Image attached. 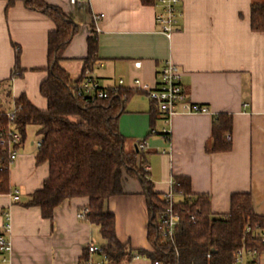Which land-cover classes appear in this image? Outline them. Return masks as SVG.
Masks as SVG:
<instances>
[{
  "label": "crops",
  "instance_id": "obj_1",
  "mask_svg": "<svg viewBox=\"0 0 264 264\" xmlns=\"http://www.w3.org/2000/svg\"><path fill=\"white\" fill-rule=\"evenodd\" d=\"M43 1L78 25L62 63L70 73L66 66H77L78 74L71 73L72 78L82 74L87 40L95 31L99 52L92 71L103 87L114 89L123 80L126 90L138 91L137 79L155 87L161 69L171 61L184 74L188 100L209 108V114L178 113L166 124L162 115L153 113L155 106L146 93L134 92L127 102L120 133L127 139L128 153L138 152V144L147 141L146 173L154 192L163 198L172 180L188 177L193 194L210 197L213 214H228L232 195L249 193L257 214L264 216V33L251 28L252 6L264 0H182L184 15L172 39L160 32L157 7L144 6L141 0H89L75 5L71 0ZM95 16L103 18L95 22ZM55 29L44 11L28 8L25 0L0 1L1 111L23 95L38 109H47L40 85L48 77V39ZM14 48L20 49L23 74L12 81L17 67ZM220 114L233 117V147L229 153H209L214 117ZM33 128L34 138L29 141L26 131L10 168V192L0 194V226L6 214L12 223L7 235L12 252L7 257L10 264H83L90 245L105 244L99 226L78 218L88 198L64 202L51 220L42 217L40 208L26 206L50 171L48 163H36L42 139ZM165 129L170 130L169 141L162 135ZM152 130L158 134L152 135ZM125 190L126 195L106 204L116 217L118 239L133 250L151 251L148 199L142 184L128 178ZM16 191L18 203L12 198ZM2 258L0 254V264ZM124 264L152 262L140 257ZM259 264H264V256Z\"/></svg>",
  "mask_w": 264,
  "mask_h": 264
},
{
  "label": "trees",
  "instance_id": "obj_2",
  "mask_svg": "<svg viewBox=\"0 0 264 264\" xmlns=\"http://www.w3.org/2000/svg\"><path fill=\"white\" fill-rule=\"evenodd\" d=\"M30 9L44 11L54 21L56 29L48 39V77L40 85V94L47 101V109L40 110L25 95L16 100L22 106L16 127L26 137L27 128H37L42 148L36 163L49 164V177L42 189L29 196L27 207L41 209L42 217L51 220L54 211L64 202L76 198H88L85 221L100 227L105 244L101 246L110 264L129 263L135 258H146L152 264H236L241 250H256V263L264 256V216L257 214L249 193L233 194L228 214L215 215L211 199L191 191L188 177H176L175 192L182 193L176 210L182 223L175 240L162 237L158 229V215L164 210L165 195L154 192L144 169V152L128 153L127 139L120 133L119 121L125 113L127 102L134 92L109 89V98L87 103L75 94V87L85 77L87 69L93 70L98 63L99 40L92 31L88 37V55L83 59V70L74 79L62 63L65 52L79 28L63 11L46 4L43 0H25ZM144 6H155L157 0H141ZM251 28L264 33V3L254 4L251 9ZM20 52L19 48H16ZM19 67L11 80L22 76ZM153 112L161 115L156 108ZM3 112V111H2ZM233 117L220 114L214 117L212 138L207 146L209 153L224 154L232 150L231 140L226 138L232 130ZM7 118L0 114V127L7 126ZM7 151L0 145V194L10 192V169ZM128 178L139 180L148 199L150 225L148 240L151 251L133 250L118 239L116 217L106 210L107 202L126 195ZM18 203V202H17ZM195 219L192 220L191 217ZM84 263V262H83Z\"/></svg>",
  "mask_w": 264,
  "mask_h": 264
},
{
  "label": "built area",
  "instance_id": "obj_3",
  "mask_svg": "<svg viewBox=\"0 0 264 264\" xmlns=\"http://www.w3.org/2000/svg\"><path fill=\"white\" fill-rule=\"evenodd\" d=\"M13 2L16 0H0ZM89 0H71L73 5L80 4L82 2H88ZM155 6L158 9L157 24L160 32L168 39L179 31L180 23L183 18L182 0H157ZM103 16H95V22L100 21ZM98 30V28H97ZM102 66V65H101ZM136 67L140 68L141 63H136ZM183 72L173 62H166L159 74V81L155 87H151L144 84L139 79L134 81V87L136 90L147 94L150 101L154 104L158 112L163 116L166 124H170L172 118L178 114H209L210 110L207 106L192 103L188 100L183 84ZM125 84L123 80L119 81V86L114 88L115 92L124 88ZM76 96L86 101L87 103H94L97 100H105L109 98L108 88L103 87L93 71L87 69L85 77L79 85L75 87ZM22 111V106L15 103L13 108H9L6 111H1L7 118V126L0 127V145L7 151L9 169L16 162L19 156V148L22 143V135L17 129L15 123L18 113ZM216 117V116H215ZM152 135H157L156 130H152ZM163 137L166 140H170V130L163 131ZM226 138L231 140V134H227ZM138 151L145 152L147 149V141H141L138 144ZM42 148V142L38 143V149ZM145 171H149V167L145 165ZM175 181L170 182V190L165 195L166 206L164 210L158 215V229L162 234V237L174 241L177 229L182 223L181 214L176 210V205L182 193L175 192ZM14 202L20 201V192L16 191L12 195ZM87 210L79 213L78 218L85 220ZM195 219L194 216L191 217ZM12 231V223L10 214L5 215V223L0 226V254H2V263L10 264V260L7 257L12 252V244L7 239V235H10ZM264 242V233L262 234ZM88 259L83 264H110L108 257L103 253L101 246L92 244L87 249ZM98 259H94L93 257ZM257 257L256 250H241L237 253L236 264H259V260L256 263H250ZM159 264V263H156Z\"/></svg>",
  "mask_w": 264,
  "mask_h": 264
},
{
  "label": "rangeland",
  "instance_id": "obj_4",
  "mask_svg": "<svg viewBox=\"0 0 264 264\" xmlns=\"http://www.w3.org/2000/svg\"><path fill=\"white\" fill-rule=\"evenodd\" d=\"M11 46H12V43L11 42H9V47L11 48ZM13 48V47H12ZM14 58H16V62H17V57H19V61H20V59H21V57H20V52H18V50L17 49H15L14 48ZM21 52H22V50H21ZM67 68H69V71H71V73L75 76V75H77L78 74V68H77V66H75V65H67L66 66ZM12 75H13V73H12ZM12 75H11V78H12ZM14 104L15 103H11L10 105H9V108H13L14 107ZM8 108V109H9ZM34 136H35V133H34V128L33 127H30V128H28L27 129V139L30 141L31 139H33L34 138Z\"/></svg>",
  "mask_w": 264,
  "mask_h": 264
}]
</instances>
